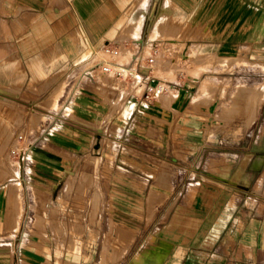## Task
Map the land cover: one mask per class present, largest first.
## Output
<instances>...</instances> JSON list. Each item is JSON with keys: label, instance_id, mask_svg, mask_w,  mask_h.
<instances>
[{"label": "crops", "instance_id": "obj_1", "mask_svg": "<svg viewBox=\"0 0 264 264\" xmlns=\"http://www.w3.org/2000/svg\"><path fill=\"white\" fill-rule=\"evenodd\" d=\"M111 13L117 15L113 17ZM135 20L140 21V27L134 34L138 38L131 55L136 52L150 53V46L153 45L156 54H170L174 49H180L185 55L194 52L205 56V59H215L223 53L235 52L239 36L264 37V0H0V66L11 70L5 89L7 100L12 103L6 104L2 114L13 115V102L45 100L53 95L55 104L62 100L64 93L65 99L74 98L77 92L73 89L77 84L84 89L77 95L82 93L86 99H94L92 95L95 91L107 95L115 91L120 95L116 87L93 78L92 72L86 70L87 66L76 76L65 77V86L58 88L62 77L60 54H81L86 49H73L59 42L84 30L86 35L96 31L97 37H102L100 49L104 44L121 45L126 41L125 37L113 39L123 34L129 36ZM257 20L261 23L256 25ZM154 30L156 33L151 36ZM110 35L115 37L111 39ZM226 62L204 60L199 62L202 64H199L201 70L197 75L182 73L176 80L169 79L172 87L168 91L180 93L181 103L179 110H174L171 116L143 110L138 100L124 115L127 119L132 116L133 128H117L116 132L126 137L115 139L135 152L133 156L121 155L112 160L117 167L114 177L121 182L117 186L121 195L117 193L118 199L106 209L118 214L119 222H114L119 224L118 227L136 231L130 236L127 246L119 251L115 264H256L255 260L264 264V208L260 212L258 206H254L253 200H250L254 197L253 192L248 190L254 180L262 181V160L255 158L249 171L244 165L241 172L235 171L227 176H223L220 167L207 172L205 161H193L204 143L197 139V132L201 128L215 126L210 123L212 111L208 112L202 105H192L191 100L202 94L206 99L214 95L215 101L221 100L222 80L217 74L222 72L228 73L224 80L229 83L224 90L231 93L232 86L238 83L239 66ZM163 63L155 55L151 69L142 73L153 74L154 68ZM181 63L188 69H195L190 68L191 63L187 60ZM30 70L37 73L32 74ZM103 76L126 87L125 96L120 97L123 104L127 99H133L131 83L116 80L107 74ZM205 81L214 83L215 94L214 89L208 94L201 89ZM151 82L155 83L156 79H151ZM162 95L163 99L159 96L152 102L158 108L163 107L164 97L169 94ZM173 101L164 102L170 105ZM261 103H264V96ZM58 111L54 110L52 114L53 127L39 132L33 140L37 144L38 155L22 163L23 169L37 172L33 181L41 197L52 196L59 187L63 169L73 162V159L63 157L71 153L70 148L84 143L90 134L93 136L106 131V128H78L71 118L68 127L62 126ZM71 111L76 118L82 117L79 113L93 117L100 113L88 106ZM114 117L111 115L109 121ZM255 123L253 119L244 127L248 128L246 132L250 128H264V124L256 127ZM11 127H14L13 123ZM42 127L46 126L39 122L34 125V128ZM228 127L237 128L226 124L217 128ZM152 132L157 135H150ZM169 134H176L175 138ZM160 139L162 142H159ZM160 148L169 156L166 157L168 166L165 175L158 179ZM174 151L180 157H176ZM29 178V174H22V184ZM106 178L102 180L107 181L110 174ZM127 180L138 182L133 192H129ZM2 182L4 180L0 178V264H32L37 261L38 255L30 249L29 230L56 226L51 224L57 223L56 212L61 210L39 202L32 205L29 199L24 198L18 205L15 199L13 201V191L7 188L8 183L4 185ZM141 182L144 184L141 185ZM238 183L244 189H239ZM223 188L227 192L244 193L246 200L249 199L245 209L241 211L235 205L229 212L224 211L217 200ZM22 194L26 196L25 190ZM144 197L153 198L152 204L143 203ZM169 198L175 200L164 207ZM52 213L55 214L53 217ZM36 214L43 219V225L36 224ZM159 214H164L161 220ZM133 245L136 246L133 248Z\"/></svg>", "mask_w": 264, "mask_h": 264}, {"label": "rangeland", "instance_id": "obj_2", "mask_svg": "<svg viewBox=\"0 0 264 264\" xmlns=\"http://www.w3.org/2000/svg\"><path fill=\"white\" fill-rule=\"evenodd\" d=\"M110 15L115 17L117 14L111 13ZM258 22L259 20L255 21V24L257 25ZM132 29H130L129 36L123 34L113 39L126 38V41L121 42V53L116 58L100 49L99 42L102 37H97L96 31H93L94 33L89 36L82 30L75 37L63 38L59 42L63 46H70L73 49H86L81 54L76 52L60 54L62 77L58 88L62 89L65 86V77L76 76L83 67L90 66L88 70L92 72L93 78L116 87L120 95L115 91L108 95L95 91L92 95L94 99H86L82 93L77 95L78 92L84 90L82 85L78 86L77 84L73 89L77 92L74 98L70 96L65 99L66 93H64L62 100L57 101L55 104L53 95L45 100L13 102L15 108L13 115L5 116L2 113L6 109V104H12L11 101L7 100L8 96L5 89L8 74L11 73V70H8L4 65L0 66V127H2L0 128V178L4 180L2 183L4 185L8 183L7 188L13 191V201L15 199V203L17 202L18 205L24 198L29 199L32 205L39 202L53 206L54 210H61L60 213L56 212L57 223L51 224H56V226L29 230L30 249L38 255L37 261H33L32 264H115L119 259V251L125 245L127 246L128 241L130 242V236L136 231L118 227L119 224L114 223L119 222L118 214L108 212V209H106L107 207L110 208L114 200L118 199L117 193L121 195V191L117 187L121 182L114 177L116 176L117 167L113 165L112 160L119 158L121 155L122 157L133 156L135 152L129 146L117 143L116 137L123 140L126 136L118 134L116 130L117 128H133L132 116L127 119L124 115L134 107L136 100L141 102L140 107L143 110L155 114H168V116H171L174 110L177 112L181 103L179 100L180 93L167 91L165 93L169 94V101L170 99L172 101L174 99V101L170 105L163 101L162 108H158L152 102H143L141 98H129L123 104L120 97L125 96L126 87L106 79L100 72L98 65L94 64L99 58H114L126 62L138 38V35H134ZM108 37L112 39L115 36L110 35ZM143 53V55H146L148 51ZM156 55L164 63L161 66H156L152 73L156 76L175 80L177 76L181 77L182 73L197 75L201 70L199 64H202L199 62L204 60L211 62L216 59L220 62L227 61L226 63H229L231 61L238 64V83L235 87L232 86L231 93L229 90L227 92L224 90V86L229 82L224 80L228 73L222 72L217 74L222 80L219 93L222 97L221 100L215 101L214 95L206 99L204 94L197 95L191 100L192 105H202L208 112L212 111L210 123L215 126V128H201L200 132H197V139L199 138L204 143L193 161L194 163L205 161L207 172L218 170L220 167L223 176H227L229 173L233 175L235 171L237 173L241 172L244 165H246L244 168L249 171V166L253 160L260 158L263 162L264 172V128H250L248 132H246L248 128H244L253 119L256 120V127L264 124V103H259L260 106L256 107L255 118L254 116L250 118V109L251 106L255 107L256 98L252 97L253 95L249 91L256 85L264 83V37L239 36L238 48L235 52L223 53L224 56L215 59L213 57L205 59V56L194 52L185 55L180 49H174L170 54L157 53ZM183 60L190 62V68L195 69H188L187 65L181 63ZM35 72L37 73L35 70H30L32 74ZM41 76H43V73ZM211 83V92L214 89L215 94V85ZM77 87L79 88L77 89ZM141 87L140 85L136 91L137 93H139ZM69 88L70 85L67 86V91ZM57 92H59V89ZM160 96L163 99V95ZM197 100H199V103H196ZM82 106L98 109L100 111L99 116L93 117L79 113L82 117L76 118L71 110ZM54 110H59L58 114H61L59 119L63 122L62 126L68 127L69 118H71L74 120L72 123L75 126L78 125L76 126L78 128H106V131L93 136L90 134L89 139L84 143L70 148L71 153L65 154L63 157L64 159H73V162L63 169L59 187L54 190L52 196L41 197L38 195L33 181L34 174L37 172L33 169H23L22 163L38 155L39 151L35 147L37 144L33 140L39 132L48 131L53 127L52 114ZM111 115H115V117L109 121ZM116 116H118L117 119ZM37 122L43 123L46 127L34 128ZM11 123L14 127H11ZM224 124L237 128H217ZM123 125L125 127H122ZM107 128L110 129L107 131ZM149 134L157 135L156 132ZM158 135L161 136V134ZM175 135L169 134L173 138H175ZM125 139L128 141V138ZM159 142H162V140L160 139ZM147 150L149 151V149ZM158 151L160 152L158 162L161 167L159 179L161 175H165L168 166L166 157L169 154L166 155L161 148ZM174 155L180 157L177 151H174ZM25 173L30 175L25 183L26 185L22 184L21 181L22 174ZM107 174H110V178L103 181L102 178L107 179ZM229 177L232 178L233 176ZM248 177H252V174H248ZM9 178H13V180L6 181ZM16 181L21 183L16 184ZM136 184L138 182L126 181V185L130 186L129 192H133ZM143 184L141 182V185ZM237 186L239 189H244V186L240 183ZM23 190H25V197L22 194ZM248 190L253 192L254 195L250 200H253L254 206H258V210L261 212L264 208V175L261 182L254 180ZM152 199L151 197H147V199L144 197L142 202L151 205ZM174 200L175 198H169L164 202V207ZM217 200L221 202L223 210L228 212L235 205L242 211L245 209V204L249 203V199L246 200L244 193L227 192L224 188L217 195ZM53 215L55 214L52 213L51 216L53 217ZM163 215L159 214V220ZM35 220H37V225L44 224L41 222L43 219L37 214ZM135 246L133 245V248ZM255 263L258 264L256 260Z\"/></svg>", "mask_w": 264, "mask_h": 264}, {"label": "built area", "instance_id": "obj_3", "mask_svg": "<svg viewBox=\"0 0 264 264\" xmlns=\"http://www.w3.org/2000/svg\"><path fill=\"white\" fill-rule=\"evenodd\" d=\"M101 49L114 58L121 53V45L104 44ZM156 48L150 46V53L143 55L136 52L129 56L126 62L115 60L114 58H99L94 64H97L103 74H107L116 80L131 83L130 94L133 98H141L144 101L153 102L161 94L171 89V80L156 76L153 74H144V70H150L155 62ZM90 66H87L86 70ZM151 79H156L155 83ZM142 86L139 93L137 89Z\"/></svg>", "mask_w": 264, "mask_h": 264}, {"label": "bare ground", "instance_id": "obj_4", "mask_svg": "<svg viewBox=\"0 0 264 264\" xmlns=\"http://www.w3.org/2000/svg\"><path fill=\"white\" fill-rule=\"evenodd\" d=\"M141 18V17H140ZM140 20V19H139ZM139 20H135L134 21V28L132 29L133 30V33L136 34L139 27H140V21ZM154 22V21H153ZM155 26V25H154ZM153 26V27H154ZM152 27V26H151ZM158 32H159V28L157 29ZM156 33V31L154 30L152 32V34L150 33L151 36H154ZM202 89L203 91L206 92V94L210 93L211 92V86H210V83L205 81L203 82V85H202ZM251 93H252V97L256 98V104H255V107L251 106V109H250V118H252L253 116H255V112H256V107H258L259 103L262 102L263 100V96H264V84L260 83L259 85H256L255 87L251 88L249 90ZM164 101L165 102H168L169 101V97L168 96H165L164 97ZM258 101V103H257ZM17 218V217H16Z\"/></svg>", "mask_w": 264, "mask_h": 264}]
</instances>
